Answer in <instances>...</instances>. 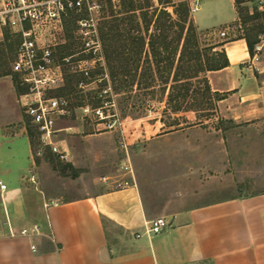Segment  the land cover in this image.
I'll use <instances>...</instances> for the list:
<instances>
[{"label": "rangeland", "instance_id": "rangeland-1", "mask_svg": "<svg viewBox=\"0 0 264 264\" xmlns=\"http://www.w3.org/2000/svg\"><path fill=\"white\" fill-rule=\"evenodd\" d=\"M102 3L99 26L112 92L98 97L105 83L97 80L103 73L101 68L93 71L95 81L85 88L78 87L80 76L69 69L68 83L59 93L69 101L70 113L58 123L72 127L58 134L69 155L60 159L44 148L34 157L30 178L34 185L26 190L29 207L35 205V195L41 196L39 190L46 196L66 199L107 187L123 177L126 163H131L137 174L155 178L158 193H185L196 204L236 193L264 191V116L235 120L219 112L220 99L204 101L200 93L204 92L202 77L183 79L195 73L191 56L194 40L205 50L203 55H212L210 44L262 31V16L252 18L249 12L251 0H200L193 14L182 3L177 9L185 10L186 19L181 22L179 13L168 18L163 14H168L166 11L150 4L130 10L131 5H147L145 0H125L120 8L104 0ZM75 17L72 14L66 20L69 39L59 53L79 50V41L72 37ZM164 20L167 24L180 22L183 29L175 24L163 31L159 24ZM189 24L195 35L189 32ZM222 30L228 34L221 36ZM8 38L0 41V76L12 74L17 89V78L11 70L16 42ZM182 47V58L177 61ZM244 54L231 61L240 60ZM186 88L189 92L180 95L187 92ZM194 89L199 92L194 94ZM101 103L114 114L112 130L104 129L97 118L82 110L84 104ZM179 105L182 111L194 112L176 117L173 112ZM174 122L182 126L205 123L189 133L168 135L159 144L146 146V138L171 128ZM24 123L34 155L38 142L25 114Z\"/></svg>", "mask_w": 264, "mask_h": 264}, {"label": "crops", "instance_id": "crops-1", "mask_svg": "<svg viewBox=\"0 0 264 264\" xmlns=\"http://www.w3.org/2000/svg\"><path fill=\"white\" fill-rule=\"evenodd\" d=\"M236 45L246 54L231 61L227 50ZM222 49L229 64L206 71L212 91L226 93L219 112L235 120L264 116V70L246 62L245 38L213 48ZM204 123L174 122L144 143L156 145ZM35 163L12 74L0 76V181L6 184L0 188V264H264V191L196 204L185 193H158L155 178L134 171L135 185L108 184L66 199L39 190L29 207ZM158 216L167 227L146 233L145 224ZM34 224L38 234H8V226L18 232Z\"/></svg>", "mask_w": 264, "mask_h": 264}, {"label": "built area", "instance_id": "built-area-1", "mask_svg": "<svg viewBox=\"0 0 264 264\" xmlns=\"http://www.w3.org/2000/svg\"><path fill=\"white\" fill-rule=\"evenodd\" d=\"M114 8H120L125 0H104ZM103 0H0V41L15 39L14 59L11 63L22 92L19 102L30 126L37 138V150L33 158L40 156L44 148H48L60 159H67L69 150L63 146L58 134L70 131L71 126H58V123L70 113V104L65 96L59 93L66 86L68 71L72 69L80 76L78 87L85 88L93 79V71L101 68V78L104 87L98 93L112 92L108 83L107 60L99 26V13L103 8ZM151 8L166 11L175 17L180 4L188 5L189 14L198 11L200 0H148ZM253 3L249 12L262 14V31L253 44L252 51L246 62L257 72L264 70V0H251ZM76 15L75 28L72 37L79 41V50L74 53H59V49L67 44L69 35L66 33V20L70 15ZM226 30L220 32L226 36ZM110 81V80H109ZM102 102V101H101ZM103 103L90 106L84 104L82 110L91 113L103 124L104 129L112 130L115 121L114 114L104 109ZM33 179V176L30 177ZM104 176L103 180L107 181ZM113 186L118 188L135 185L134 170L131 163L124 165L122 178L113 180ZM0 188L6 184L0 181ZM54 203V201H51ZM168 222L163 216L151 219L145 224V232L158 233L167 227ZM39 226L21 228L15 232L8 226V234L31 235L38 234ZM1 235V232H0ZM137 236H139L137 234ZM33 249L36 246L32 245Z\"/></svg>", "mask_w": 264, "mask_h": 264}, {"label": "trees", "instance_id": "trees-1", "mask_svg": "<svg viewBox=\"0 0 264 264\" xmlns=\"http://www.w3.org/2000/svg\"><path fill=\"white\" fill-rule=\"evenodd\" d=\"M147 5H144L142 3H139L138 6L136 5H131V9L130 10H135V9H143L144 7H148L149 6V2L148 0H145ZM237 3H240L241 0H236ZM133 4V3H132ZM180 6V5H179ZM184 9L183 8H179L177 9V13H179V21L181 22L182 20L185 21L186 17H184ZM164 16H168V18L171 16L169 14H166V13H163ZM262 14L255 11L254 13H252L251 17L252 18H259L261 17ZM178 22V23H174V22H170V24H167V22L164 20L163 22H161L159 24V26L161 28H163V31H165V29L167 27H171L175 24L177 25H180V27L183 29V25ZM189 32L193 33L194 34V30H193V26L192 24H189V28H188ZM257 36H258V32L254 33V34H245L244 35V38L246 39V42H247V45H248V48H249V51L251 52L252 51V48H253V44L255 43V41L257 40ZM103 41V40H102ZM103 45H104V42H103ZM219 44H210L208 47H210L211 50H213V48L215 46H218ZM192 50H191V56H192V59L194 61V65H195V73L191 76H188V77H185L183 78L185 81H188L186 79H190V78H203V83H204V88L202 89V91L204 92H200L201 94H204V101L207 102V101H211L212 99H222L224 98V94H220L219 92L217 91H212L211 89V86L209 84V81H208V78L206 76V71L207 70H215V69H220V68H223L225 66H227L229 64V59L226 55V52L224 49L222 50H214V53L212 55H209L208 53L203 55L202 52H204L201 48H200V45H199V42L197 40H194L193 42V45H192ZM184 47V45H183ZM182 47L181 49V53H180V56L178 58V60H181L182 58V55H183V50L184 48ZM104 51H105V48H104ZM105 57H106V60H107V56L105 54ZM202 73V74H201ZM15 78H17L15 76ZM175 81H179L178 79L175 80ZM183 81V80H182ZM68 83V79H67V82H66V85ZM187 85V84H186ZM187 89V92L185 94H183L181 92L180 95H186L189 91H188V88ZM17 91L18 93H21L22 91V88L21 86L19 85V82L17 80ZM194 91V94L198 93L199 91L197 90H193ZM179 95V96H180ZM170 100H172V97H169ZM211 103V102H210ZM175 112L177 111H180L182 110L181 108V105H179L177 108H175ZM190 109V108H189ZM212 108L208 109V110H211Z\"/></svg>", "mask_w": 264, "mask_h": 264}, {"label": "bare ground", "instance_id": "bare-ground-1", "mask_svg": "<svg viewBox=\"0 0 264 264\" xmlns=\"http://www.w3.org/2000/svg\"><path fill=\"white\" fill-rule=\"evenodd\" d=\"M228 57L231 60H235L239 55L243 54V48L239 45L229 47L227 50Z\"/></svg>", "mask_w": 264, "mask_h": 264}]
</instances>
